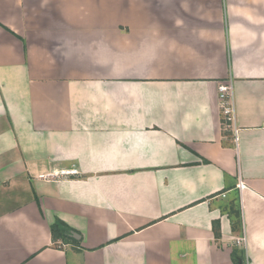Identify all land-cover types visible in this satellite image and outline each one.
<instances>
[{
  "label": "crops",
  "instance_id": "0c3cea01",
  "mask_svg": "<svg viewBox=\"0 0 264 264\" xmlns=\"http://www.w3.org/2000/svg\"><path fill=\"white\" fill-rule=\"evenodd\" d=\"M0 264H264V0H0Z\"/></svg>",
  "mask_w": 264,
  "mask_h": 264
},
{
  "label": "built area",
  "instance_id": "2783aa9c",
  "mask_svg": "<svg viewBox=\"0 0 264 264\" xmlns=\"http://www.w3.org/2000/svg\"><path fill=\"white\" fill-rule=\"evenodd\" d=\"M219 101L221 106V113L223 116V126L226 131H231L234 136V141L238 142V128L236 126V107L234 100V87L232 82L222 83L219 86ZM80 175V172L76 168L62 169L57 172H53L49 175H42L41 178H60V177H74ZM239 189L241 191L246 189L245 183L241 180L239 183ZM246 238L243 237L237 240L238 245H245Z\"/></svg>",
  "mask_w": 264,
  "mask_h": 264
},
{
  "label": "trees",
  "instance_id": "16d2710c",
  "mask_svg": "<svg viewBox=\"0 0 264 264\" xmlns=\"http://www.w3.org/2000/svg\"><path fill=\"white\" fill-rule=\"evenodd\" d=\"M233 210L230 216L236 215V217H240L241 213L238 211L237 213ZM52 236L53 240L62 239L63 241H71L75 246L81 244V235L67 226L61 220H56L55 224L52 226ZM77 236V237H75Z\"/></svg>",
  "mask_w": 264,
  "mask_h": 264
},
{
  "label": "rangeland",
  "instance_id": "374dc122",
  "mask_svg": "<svg viewBox=\"0 0 264 264\" xmlns=\"http://www.w3.org/2000/svg\"><path fill=\"white\" fill-rule=\"evenodd\" d=\"M48 179H50V178H48ZM231 204H230V206H231ZM231 208H233L236 213L239 211L240 207H239V203H238L237 199H236V202H235L234 206L231 207ZM229 213L230 214L233 213V210H229ZM234 217L236 218V215H234Z\"/></svg>",
  "mask_w": 264,
  "mask_h": 264
},
{
  "label": "water",
  "instance_id": "95a60500",
  "mask_svg": "<svg viewBox=\"0 0 264 264\" xmlns=\"http://www.w3.org/2000/svg\"><path fill=\"white\" fill-rule=\"evenodd\" d=\"M75 237H77V236H75Z\"/></svg>",
  "mask_w": 264,
  "mask_h": 264
}]
</instances>
